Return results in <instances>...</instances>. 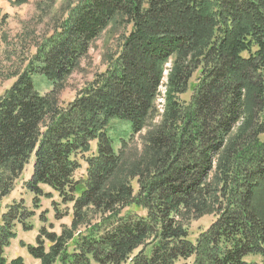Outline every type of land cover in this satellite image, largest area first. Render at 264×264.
<instances>
[{
  "label": "trees",
  "instance_id": "trees-1",
  "mask_svg": "<svg viewBox=\"0 0 264 264\" xmlns=\"http://www.w3.org/2000/svg\"><path fill=\"white\" fill-rule=\"evenodd\" d=\"M53 25L22 71L0 58V85L15 78L0 93V202L33 162V209L3 212L0 264H25L5 249L42 198L71 220L57 232L41 210L36 243L21 242L40 264H264V0H76ZM108 28L105 70L60 104Z\"/></svg>",
  "mask_w": 264,
  "mask_h": 264
},
{
  "label": "rangeland",
  "instance_id": "rangeland-1",
  "mask_svg": "<svg viewBox=\"0 0 264 264\" xmlns=\"http://www.w3.org/2000/svg\"><path fill=\"white\" fill-rule=\"evenodd\" d=\"M76 0H29L21 5H14L8 0H0V58L4 68V73L10 75L15 72L22 71L27 64V59L36 51V41L53 32V24L60 18L68 4ZM121 31L125 30L123 27ZM119 29V30H120ZM112 30V32H111ZM119 30L108 28L102 35L93 43L88 57L82 62L79 71H76L68 80L66 88L59 95L60 104L71 101L78 91L91 81L95 74L104 71L106 62L103 59L104 53L109 48H115L117 45V36ZM168 66H171L169 63ZM167 76V73H166ZM197 74L192 78L191 83L196 81ZM15 78H4L0 85V93L9 88ZM40 89L42 93H47L52 89L51 85L41 79ZM191 90L182 96L183 99H189ZM164 101L159 106L161 110L164 106ZM147 130L137 135L134 142H131L132 149L141 150L143 147V137ZM264 140V133L262 134ZM96 144H93L95 149ZM85 164L78 170L77 175L80 177L85 174ZM33 172V162L31 161L25 168L21 178L16 185L15 190L10 196L4 198L0 202V222L3 212L14 200L24 199L26 205L33 209V194L25 187ZM57 199V198H56ZM64 211V206L60 207ZM41 210L47 211L48 222H53L57 232L61 231V224H69L71 216H65L61 220L55 219L52 200L42 198ZM41 210L37 211L36 216L31 219L40 227L42 221L39 217ZM214 220L213 215H204L201 218L192 220L189 227V232L192 238H195L203 229L207 228ZM261 264L260 256L251 257V260Z\"/></svg>",
  "mask_w": 264,
  "mask_h": 264
},
{
  "label": "crops",
  "instance_id": "crops-1",
  "mask_svg": "<svg viewBox=\"0 0 264 264\" xmlns=\"http://www.w3.org/2000/svg\"><path fill=\"white\" fill-rule=\"evenodd\" d=\"M94 150V149H93ZM32 230H24L22 226L17 227V237L11 242V245L5 249V256L8 260L14 259L18 256L23 257L25 264H40V260L34 258L29 254L26 246L21 245V242L26 244H35L40 226L33 222Z\"/></svg>",
  "mask_w": 264,
  "mask_h": 264
},
{
  "label": "built area",
  "instance_id": "built-area-1",
  "mask_svg": "<svg viewBox=\"0 0 264 264\" xmlns=\"http://www.w3.org/2000/svg\"><path fill=\"white\" fill-rule=\"evenodd\" d=\"M167 66H168V64H167ZM161 101H163V99L159 98V99H158V102H161Z\"/></svg>",
  "mask_w": 264,
  "mask_h": 264
}]
</instances>
